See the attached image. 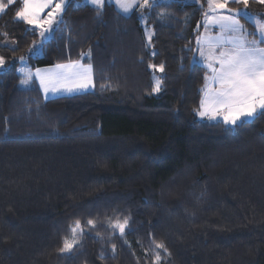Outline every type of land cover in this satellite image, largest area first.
<instances>
[{
	"label": "trees",
	"instance_id": "16d2710c",
	"mask_svg": "<svg viewBox=\"0 0 264 264\" xmlns=\"http://www.w3.org/2000/svg\"><path fill=\"white\" fill-rule=\"evenodd\" d=\"M81 3L39 56L29 55L39 36L14 20L19 5L0 14V264H152L153 239L166 264H264V117L235 128L197 119L207 72L189 49L201 5L157 2L146 46L139 12L106 4L98 17ZM20 56L32 69L91 63L95 87L46 100L37 83L19 87ZM149 63L165 65L159 93ZM113 210L131 216L123 239L109 238ZM75 218L100 226L60 254Z\"/></svg>",
	"mask_w": 264,
	"mask_h": 264
},
{
	"label": "snow or ice",
	"instance_id": "6c2138e0",
	"mask_svg": "<svg viewBox=\"0 0 264 264\" xmlns=\"http://www.w3.org/2000/svg\"><path fill=\"white\" fill-rule=\"evenodd\" d=\"M193 2L201 5L203 9L205 32L197 35V48L189 50L199 53V60L195 62H203L207 69L205 84L200 90L199 105L193 109L196 116L210 121L219 119L224 125L233 128L264 117V16H254L248 11L250 0H206V8L201 0ZM256 2L264 4V0ZM16 4L19 7L15 11L14 20L27 25L28 31L41 38L32 42L29 54L42 55L45 42L50 38L54 39L55 33L60 30L59 25L64 22L63 16L72 6V0H0V14ZM106 4L114 5L118 14H123L124 18H129L133 12H139L140 21L145 25V37L148 42L146 46L152 44L155 33L147 26V21L150 12L158 6L157 0H82L76 7L90 5L99 17ZM233 4L243 7H231ZM157 19L165 20V13H159ZM246 24H253L254 30L249 31ZM200 26L198 22L197 27ZM213 29H218V32L208 35ZM3 35L7 37V33ZM15 43L13 40L12 44ZM83 55L85 54H82V57ZM86 55L90 57L91 53ZM152 55L155 56L156 53L153 52ZM27 59V56L19 57V61L25 65L17 69L21 74L19 85L28 89L39 82V89L46 100L50 95L79 92L95 87L91 63L84 65L79 61H70L46 69L33 70L27 67ZM6 63L5 58L0 56V68L5 67ZM148 67L156 72L165 71L163 63H149ZM152 79V93H159L162 90L163 78L153 75ZM111 87L109 78L105 77L104 82L100 84L101 91ZM113 211L114 217L105 218L109 238L118 234L123 239L131 230V216H122L118 211ZM99 226L97 218H88L86 222L75 218L68 224L57 251L71 255L81 245V237ZM99 235L97 232V236ZM149 235L152 236L151 233ZM125 243L128 242L125 240ZM153 244L152 264H166L171 256L166 244L156 242L155 239ZM111 249L115 253L116 244L112 243Z\"/></svg>",
	"mask_w": 264,
	"mask_h": 264
},
{
	"label": "rangeland",
	"instance_id": "374dc122",
	"mask_svg": "<svg viewBox=\"0 0 264 264\" xmlns=\"http://www.w3.org/2000/svg\"><path fill=\"white\" fill-rule=\"evenodd\" d=\"M180 1H182V2H185V3H189V2H193V0H180ZM157 2H162L161 0H157ZM205 2H206V0H205ZM207 7V3H206V6H205V8ZM248 11L251 13V14H253L254 16H258V17H260V15H263L264 16V10H258V9H255V7H253L252 8V4H250L249 5V8H248ZM253 25V24H252ZM144 26V32H145V25H143ZM253 27H254V25H253ZM151 29V28H150ZM152 30V29H151ZM213 30H216V29H213ZM213 30L212 31H210V32H208L207 34L208 35H211L212 34V32H213ZM153 31V30H152ZM249 31H251L250 29H249ZM252 31H253V29H252ZM205 32V29H204V27H203V19H202V31H201V33H204ZM200 33V34H201ZM213 35H215V34H213ZM41 38L40 37H38V41L40 40ZM146 41H147V38H146ZM148 43V42H147ZM195 48H197V45H196V40H195ZM30 55V54H29ZM194 57H195V60H194ZM196 60H199V53L198 52H195L194 53V55H193V59H192V61L194 62V63H196L195 61ZM197 64H199V65H201V66H203L204 67V65H203V62H201V63H197ZM25 65L24 64H22L21 62H20V65L18 66V69L19 68H21V67H24ZM27 67H29L28 65H27ZM205 68V67H204ZM6 69H8V67L7 66H5V67H3V68H0V72L1 71H4V70H6ZM206 69V68H205ZM206 72H207V69H206ZM19 73V72H18ZM159 73L160 72H158L155 76H157V77H160L159 76ZM209 75H210V73H208ZM19 75H20V77H21V74L19 73ZM37 83V82H36ZM205 84V83H204ZM38 85V84H37ZM204 86V85H203ZM19 87L20 88H22L20 85H19ZM22 89H25V88H22ZM93 88H90V90L89 91H91ZM86 90H84V91H79V92H72L71 94H74V93H81V92H85ZM43 93V92H42ZM44 95V94H43ZM51 96V95H50ZM197 119H199V120H203V121H207V122H211V123H214V122H221V123H223L222 122V120H215V121H210V120H208V119H201V118H199L198 116H197Z\"/></svg>",
	"mask_w": 264,
	"mask_h": 264
},
{
	"label": "crops",
	"instance_id": "0c3cea01",
	"mask_svg": "<svg viewBox=\"0 0 264 264\" xmlns=\"http://www.w3.org/2000/svg\"><path fill=\"white\" fill-rule=\"evenodd\" d=\"M162 2H164V1H171V0H161ZM5 2H6V0H5ZM260 4V5H263V4H261V3H258V2H256V0H250V4ZM249 4V5H250ZM114 6V5H113ZM231 7H243V5H231ZM261 17V16H260ZM242 23H244L243 21H241ZM253 30H254V27L252 28ZM252 31V30H251ZM218 32V29H216V30H213V32H212V34L211 35H213V34H216ZM251 38V37H250ZM81 63V62H80ZM81 64H83V63H81ZM84 65H87V64H84ZM52 67V66H51ZM46 68H50V67H46ZM46 68H41V69H46ZM34 70V69H33ZM37 84H38V86H39V82H37ZM89 90H90V88L89 89H87L85 92H81V93H86V92H89ZM41 93H42V91H41ZM81 93H74V94H71V93H60V94H58V95H51V96H49V98L48 99H53V98H57V97H63V96H72V95H76V94H81ZM42 95H43V93H42ZM43 97H44V95H43ZM45 99V98H44ZM47 99V100H48Z\"/></svg>",
	"mask_w": 264,
	"mask_h": 264
}]
</instances>
